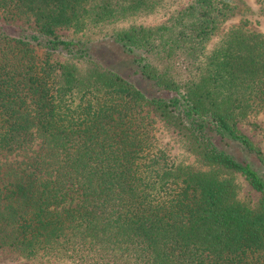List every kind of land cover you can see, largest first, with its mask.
<instances>
[{"label": "trees", "instance_id": "1", "mask_svg": "<svg viewBox=\"0 0 264 264\" xmlns=\"http://www.w3.org/2000/svg\"><path fill=\"white\" fill-rule=\"evenodd\" d=\"M174 1L0 0V154L14 156L0 164V249L71 264H264V152L238 128L264 116L254 10L189 0L109 34L126 57L91 48L87 32ZM155 121L193 162L157 146ZM240 177L256 202L239 196Z\"/></svg>", "mask_w": 264, "mask_h": 264}, {"label": "rangeland", "instance_id": "2", "mask_svg": "<svg viewBox=\"0 0 264 264\" xmlns=\"http://www.w3.org/2000/svg\"><path fill=\"white\" fill-rule=\"evenodd\" d=\"M189 0H176L173 3L166 4L159 10L150 13L142 14L138 16H133L121 21L114 22L112 24H107L101 28H96L87 32L89 38L92 39L91 48L93 50L102 49L107 47L108 49L114 51L117 56L126 57L127 55L121 52V48L115 44L110 38L109 34L114 31L125 27L131 23L136 24H149L155 25L164 22L169 16H171L176 10L184 7ZM245 2L254 10L256 13L253 22L248 25V28L252 31L264 34V15L259 14L258 8L260 3L258 0H245ZM239 24V18H233L224 23L220 29H218L210 41L207 44V51H210L215 43L219 40L220 36L232 26H237ZM59 33H68V31L60 30ZM129 58V57H128ZM62 59V58H60ZM155 136L157 146L166 151V153L176 159L184 160L185 162H193L194 157L189 153L185 152L173 139L172 137L161 127L159 121L154 122ZM238 128L246 134L257 146L261 148L264 152V116H250L242 121L238 122ZM14 156L12 154L5 155L0 154V164L6 162L7 160H12ZM242 187L239 196L256 202L259 198V193L255 191L243 177H240ZM0 264H71L67 262H58L54 260H46L44 258H37L34 260H26L14 252L0 249Z\"/></svg>", "mask_w": 264, "mask_h": 264}]
</instances>
